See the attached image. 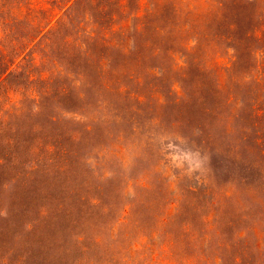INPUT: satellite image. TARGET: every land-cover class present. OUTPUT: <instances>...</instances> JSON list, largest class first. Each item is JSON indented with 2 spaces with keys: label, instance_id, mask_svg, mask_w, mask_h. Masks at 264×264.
I'll list each match as a JSON object with an SVG mask.
<instances>
[{
  "label": "rangeland",
  "instance_id": "rangeland-1",
  "mask_svg": "<svg viewBox=\"0 0 264 264\" xmlns=\"http://www.w3.org/2000/svg\"><path fill=\"white\" fill-rule=\"evenodd\" d=\"M0 264H264V0H0Z\"/></svg>",
  "mask_w": 264,
  "mask_h": 264
}]
</instances>
